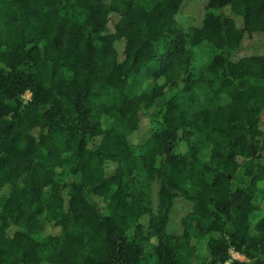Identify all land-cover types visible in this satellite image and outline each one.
<instances>
[{
	"label": "trees",
	"instance_id": "1",
	"mask_svg": "<svg viewBox=\"0 0 264 264\" xmlns=\"http://www.w3.org/2000/svg\"><path fill=\"white\" fill-rule=\"evenodd\" d=\"M203 43L209 59L178 90L185 46ZM203 145L212 165L198 174ZM154 173L155 212L141 184ZM260 185L264 0H0V264H188L191 221L209 236L205 264H264ZM178 198L193 210L177 238Z\"/></svg>",
	"mask_w": 264,
	"mask_h": 264
},
{
	"label": "rangeland",
	"instance_id": "2",
	"mask_svg": "<svg viewBox=\"0 0 264 264\" xmlns=\"http://www.w3.org/2000/svg\"><path fill=\"white\" fill-rule=\"evenodd\" d=\"M197 5L192 6L190 9L185 10L184 16L182 17V20L180 22V29H182L183 33H186V30L188 27L193 26L196 23V13H197ZM186 52L189 53V64L187 68L179 69L177 76H175V83L177 85V89L181 90L183 87V81L188 78V74H191V76L198 77L201 73V70L203 68V65L210 57V49L209 47L203 43L202 45H199L194 48H190L187 45L185 46ZM65 74L67 72L65 71ZM163 84V78H159L155 81L152 79L146 80L144 82H140L138 85L134 86L133 88H130L128 90V96H134L137 95L143 91H146L148 89H151L153 85H159L162 86ZM162 92H166V88L162 89ZM193 93H195V96H197V99H199L198 103L200 106L204 104V94L206 92L203 91V89L200 87V85L195 86ZM164 98L166 96H162L157 99V102L155 106L150 110V112H156L159 105L163 102ZM24 101H27L29 99V94L26 93L23 98ZM225 97L222 95L219 99V102H224ZM100 122L103 128H106L110 120L105 116L101 115ZM194 126V125H193ZM193 126L186 127L185 137L183 138V145L181 147V152L184 153L187 150V146H192L193 142L198 139L197 135L195 134V131L193 130ZM186 155V154H185ZM197 163L195 166V170L199 174L200 167L201 166H208L210 167L212 165V162L209 158V148L207 145L201 146V150L198 152L197 155ZM184 161H189L188 156L183 157ZM163 165V158L158 157L154 164V169L157 171L160 169ZM141 184L144 186L145 191L148 193L149 200H150V206L153 212L156 210L157 206V192L159 187V179L157 178L156 174L154 173L149 178L146 177L141 180ZM260 189H263L264 186L260 185L258 187ZM259 189V190H260ZM48 189L44 191V198H48ZM259 201V199L256 200V203ZM260 204V201L258 202V205ZM193 210V204L191 202H188L182 198L176 199L168 214V222H167V230L170 235L174 237H181L183 235V221L187 219L189 215L192 214ZM264 217V203L262 204V210L254 212L251 216V223L254 224V222L258 219ZM190 229H189V235H190V241L188 243L185 242L184 249L182 251V254L184 256V259H186L188 264H205L208 252L206 247V242L209 236H201L198 234L195 228V224L193 221L189 223ZM212 236H215L214 234ZM46 237L45 233H38L35 235V238L38 241H43ZM211 237V236H210ZM151 245V241H148L147 239L144 241V248L145 251L148 252ZM233 259L237 260H243L242 257L232 254Z\"/></svg>",
	"mask_w": 264,
	"mask_h": 264
}]
</instances>
